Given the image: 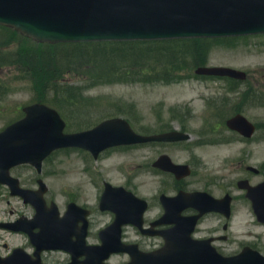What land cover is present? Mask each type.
<instances>
[{
	"label": "rangeland",
	"instance_id": "rangeland-1",
	"mask_svg": "<svg viewBox=\"0 0 264 264\" xmlns=\"http://www.w3.org/2000/svg\"><path fill=\"white\" fill-rule=\"evenodd\" d=\"M65 47L63 43H38L12 28L0 26V131L23 116L22 106L39 99L34 89V80H38L35 71L38 72L36 60L39 52L53 55L54 50L60 51ZM207 54L206 66L242 69L248 73V79L238 87L235 85L233 90L232 82L226 79L196 77L193 63L190 64L192 67L182 69L184 77L173 82H149L141 77L108 82L85 75L84 67L65 69V73L56 79L66 86L79 87L73 92L78 93L83 104L64 109L62 116L66 120L67 132L89 129L105 118L122 116L141 133L179 129L190 133L191 140L167 148L156 144L114 147L97 160L84 149L64 148L45 160L41 174L30 165L19 167L14 172L22 175V183L30 188H37L39 177L44 179L48 185L45 197L48 203L54 201L57 204L61 214L70 201L86 208L96 206L90 218L88 237V242L96 243L99 241L98 232L113 217L101 213L96 205L104 181L126 187H148L162 182L175 184L173 178L151 170L153 159L160 152L167 151L175 162L191 164L193 174L184 183L229 186L237 196L234 236L237 241L255 245L264 254V229L257 235L237 234L243 212L249 215L248 226L264 227L257 221L251 202L245 197L246 191L237 186L241 179L249 180L252 185L264 180V34L241 36L232 41H213ZM13 55L20 64L8 63ZM252 93L256 99H251ZM240 110L259 125L256 135L250 140H245L225 125L226 120ZM247 166L257 167L260 172L255 174L247 170ZM34 213L32 205L10 197L7 189L0 187V220L21 215L32 217ZM0 234L2 255L17 246L34 251L27 235ZM4 242L8 248L3 247ZM42 258L44 262L63 264L69 260V254L47 251ZM124 259V256H116L110 264H119Z\"/></svg>",
	"mask_w": 264,
	"mask_h": 264
},
{
	"label": "water",
	"instance_id": "water-1",
	"mask_svg": "<svg viewBox=\"0 0 264 264\" xmlns=\"http://www.w3.org/2000/svg\"><path fill=\"white\" fill-rule=\"evenodd\" d=\"M0 23L12 26L38 41L79 42L96 40L163 39L185 37H222L264 32V0H0ZM198 74L229 76L244 80L246 72L224 66H201ZM26 116L0 133V181L10 185L13 195H20L36 208L32 219L22 217L9 227L29 233L36 246L35 256L18 248L0 264H46L41 260L44 249H64L71 253L69 264H105L113 252L120 251V228L132 215V196L123 188L107 184L102 208L116 212V220L101 232L103 243L86 242L89 212L75 203L60 216L57 205H47V185L39 180L38 190L20 186L10 169L22 163L33 164L42 171L43 160L63 147H82L95 157L106 148L149 141H179L189 134L171 131L156 135L136 133L127 120L112 118L90 130L65 133V122L54 108L42 103L24 107ZM227 124L247 137L255 125L242 114L231 117ZM156 165L172 171L177 178L191 173L188 165L175 164L163 155ZM248 187L259 221L264 222V182ZM205 193H197L196 195ZM183 197L169 199L180 202ZM212 209H219L212 201ZM143 209L140 212L142 217ZM79 222H83L78 227ZM39 228L38 232L34 229ZM108 233V235H106ZM84 256L83 260L80 257ZM140 264H264V256L243 253L233 258L219 255L182 257L179 261L161 256L149 257Z\"/></svg>",
	"mask_w": 264,
	"mask_h": 264
},
{
	"label": "flooded vegetation",
	"instance_id": "flooded-vegetation-1",
	"mask_svg": "<svg viewBox=\"0 0 264 264\" xmlns=\"http://www.w3.org/2000/svg\"><path fill=\"white\" fill-rule=\"evenodd\" d=\"M157 147L167 148L173 143H158ZM160 152L152 161V171L155 174H163L162 171L153 167V163L161 154ZM166 174V173H165ZM172 174L169 177L172 178ZM22 175H20V178ZM183 180L176 181L175 184L162 182L153 186L135 185L126 187L132 190L139 198L145 200V209L142 217V224L137 225L140 220L137 215L141 208L132 202L133 213L122 227V241L128 247H132L137 255L146 256L148 254H159L167 259L175 257L178 260L184 255H193L197 259H202L206 255L218 253L224 257H233L239 254L245 247H255L253 244L237 241L233 232V221L236 215L237 196L229 190L227 185H192L184 183ZM0 187L3 184H0ZM152 188V190H144ZM180 192L194 193L207 192L217 199L228 196L230 200V213L224 209L208 210L206 203L208 199H202L197 204L190 201V196L181 204L166 202L167 197H175ZM99 205H97L98 208ZM96 206L90 207L91 215L94 214ZM99 210V208H98ZM100 211V210H99ZM101 212V211H100ZM101 213L111 214L106 210ZM2 223V221H0ZM0 231H4L3 229ZM11 233V231L6 230ZM116 256H124L125 259L119 264H128L131 260L130 251L113 254L108 260L110 264Z\"/></svg>",
	"mask_w": 264,
	"mask_h": 264
},
{
	"label": "trees",
	"instance_id": "trees-1",
	"mask_svg": "<svg viewBox=\"0 0 264 264\" xmlns=\"http://www.w3.org/2000/svg\"><path fill=\"white\" fill-rule=\"evenodd\" d=\"M213 41L217 40L190 38L63 43L67 48L54 50L53 55L39 52L36 60L39 74L35 71L38 80H34V89L39 95L38 100L64 111L68 107L83 105L78 93L73 92L79 87L66 86L60 80L56 81L59 75L65 73V69L84 67L85 75L108 82L134 77L153 79L151 81L170 80L175 79L191 63L195 66L205 64L209 45ZM186 42L189 43L183 44ZM14 56H11L8 63L20 64V60ZM47 90H50V94H46Z\"/></svg>",
	"mask_w": 264,
	"mask_h": 264
},
{
	"label": "bare ground",
	"instance_id": "bare-ground-1",
	"mask_svg": "<svg viewBox=\"0 0 264 264\" xmlns=\"http://www.w3.org/2000/svg\"><path fill=\"white\" fill-rule=\"evenodd\" d=\"M240 216H241L240 217L241 218V222H240L241 224L239 226V230H237L238 235H246L249 233L257 235V234L263 232L264 227L256 226L254 224H251L248 226L247 221L249 220L248 219L249 215L247 214V212H243Z\"/></svg>",
	"mask_w": 264,
	"mask_h": 264
}]
</instances>
